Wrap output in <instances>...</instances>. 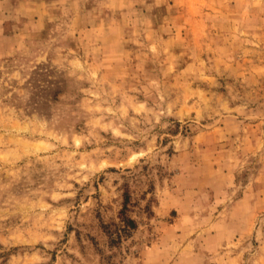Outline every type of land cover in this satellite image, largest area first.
<instances>
[{
	"label": "rangeland",
	"instance_id": "rangeland-1",
	"mask_svg": "<svg viewBox=\"0 0 264 264\" xmlns=\"http://www.w3.org/2000/svg\"><path fill=\"white\" fill-rule=\"evenodd\" d=\"M0 264H264V0H0Z\"/></svg>",
	"mask_w": 264,
	"mask_h": 264
}]
</instances>
